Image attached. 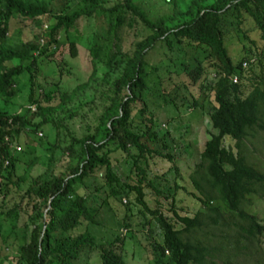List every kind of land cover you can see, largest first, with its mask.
Listing matches in <instances>:
<instances>
[{
	"label": "trees",
	"instance_id": "1",
	"mask_svg": "<svg viewBox=\"0 0 264 264\" xmlns=\"http://www.w3.org/2000/svg\"><path fill=\"white\" fill-rule=\"evenodd\" d=\"M68 1L0 0L1 92L4 100H8L16 92L17 76L25 72L28 74L27 100L29 105L32 104V107L27 105L13 112L0 108V195L5 193L9 183L29 175L28 166L33 161L27 163L22 175L12 179L17 160L14 144L17 149L21 148V133L25 129L36 131L46 122L57 129L64 117L52 115L63 110L76 88L94 79L96 69L92 57L96 53L89 47L91 68L86 78L67 93L59 91L54 83L51 92L47 90L42 98L49 104L40 111V99L33 96L37 60L48 51L53 52L58 29L66 31L78 27L82 18L100 13L106 20L105 33L116 39V32L125 24L135 28L134 37L130 49L115 51L108 48L105 52L106 69L101 79L107 88V102L101 106L96 121L86 125L85 133L78 136L64 126L68 142L63 149L70 157H76L75 163L57 169L50 177H43L40 172L30 176L20 197L25 204L22 205V201L16 203L25 212L26 226L29 225L27 237L19 244L16 254L6 256L8 264H71L80 253L93 249L97 250L101 264H127L123 257L125 231L108 240L96 241L87 225L79 228L83 221L91 222L94 218L85 204L84 193L75 190L74 184L99 167L103 168V184L108 193L119 196L132 190L135 201L159 227L161 240L152 239L149 243L150 254L158 264H189L190 261L203 264L207 247L193 234L204 225L218 224L221 208L236 214L241 221L235 225L243 234L235 230V237L253 236L264 231V222H259L254 213L241 206L257 188L264 190V172L246 159L243 147L244 137L255 127L264 129L261 111L264 71L257 83H249L247 88L241 80L245 69L257 61L261 49L246 47L238 60L232 61L223 42L225 31L221 25L223 16L231 13L242 32L239 24L244 12L253 21L258 37L264 41V0H188L181 4L177 0H165L171 4L170 10L155 16L148 15L135 0H77L74 8ZM11 17L30 25L33 38H21L20 29L15 38L9 36ZM42 26L46 28L44 33ZM177 43L203 50L201 57L192 55L193 63H180L192 85L208 75V82L203 84L212 92L207 118L215 131H206L199 159L189 173L190 182L200 194L201 207L192 215L179 213L174 207L173 195H170L168 208L178 224L175 226L174 221L157 207H148L144 200L143 185L154 193L160 192L153 180L146 177L147 157L155 154L172 160L169 149L174 139L167 131L159 133L153 128V119L141 91L147 87L148 51L155 44L171 50ZM66 54L75 55L71 39L67 42ZM250 57L254 59L250 61ZM241 60L247 61L246 67H241ZM151 66L152 71L156 70L155 65ZM233 74L237 76L236 81L231 80ZM55 96L56 100L51 103ZM164 101L174 102L171 97H165ZM194 103L195 99L191 97L189 104ZM72 114L73 111H69L67 116ZM135 114L138 119L134 118ZM31 115H38L39 119L33 121ZM226 137L233 140L231 145L223 142ZM113 149L125 152L130 159L135 183L120 182L110 161L109 152ZM213 200L216 203H212Z\"/></svg>",
	"mask_w": 264,
	"mask_h": 264
},
{
	"label": "rangeland",
	"instance_id": "2",
	"mask_svg": "<svg viewBox=\"0 0 264 264\" xmlns=\"http://www.w3.org/2000/svg\"><path fill=\"white\" fill-rule=\"evenodd\" d=\"M135 1L150 16L168 12L171 6L165 0ZM177 1L181 4L188 0ZM68 3L71 8L78 4L77 0H69ZM217 5L222 6L221 3ZM42 18L45 20L44 17ZM235 18L231 13L225 14L221 24L225 31L223 42L232 61L238 60L246 47L252 50L256 47L261 49L257 61L255 60L248 69L246 68L242 76L241 80L247 88L250 86L249 83H257L259 75L264 71V41L254 31L253 21L248 15L243 12L240 16L239 27L245 36L238 29ZM43 20L40 19L44 22ZM41 28L44 33L46 28L43 26ZM18 29H20L21 38H33L30 25H24L11 17L7 34L15 38ZM105 29L106 20L100 13L82 18L78 27H72L66 31L59 28L56 34L57 45L53 52L48 51L37 60V70L33 79V96L40 99L41 112L49 104L48 101L42 99L43 95L47 90L51 92L54 83L59 91L67 93L86 78L91 68L90 48L96 53L92 57L96 71L94 79L76 88L70 99L65 102L63 110H57L52 115L53 117H64L57 129L51 123L46 122L37 129L41 131L40 134L37 130L25 129L20 135L21 148L15 147L17 160L12 179L22 175L27 163L33 162L28 166L29 175L16 183H9L5 193L0 195L1 264H8L6 256L16 254L19 244L27 237V226L29 225L26 226L25 212H22L16 203L22 201L20 197L29 183L30 176L40 172L43 177H50L57 169H64L68 163H75L76 157H70L63 149L68 142L65 130L78 136L85 133L86 125H92L96 121L101 106L107 102V88L101 79L106 69L105 52L108 48L115 51L131 48L135 28H129L123 24L116 32L118 34L116 39L112 34L105 33ZM69 39L74 43V56L66 54ZM193 54L201 57L203 50L200 47L191 48L186 43H177L171 50L162 44H155L148 51L147 87L141 91L146 100L148 112L151 113L153 119V128L159 133L167 131L174 139L169 149L173 156L172 160L155 154L147 157L146 177L153 180L160 192L154 193L149 187L143 185L144 200L148 207H157L171 221H174V218L168 208L170 195H173L174 207L179 213L192 215L196 209L201 207L198 200L200 194L190 182L189 173L199 159L206 131L209 129L215 131L207 118L208 108L212 103V92L203 84L208 82V75L198 84L192 85L187 81L183 65L180 63V61L193 63ZM151 65H155L156 70L152 71ZM27 75L23 72L17 76L16 92L8 100H4L0 86L1 109L13 112L29 105ZM261 85L264 88V82ZM165 97H171L174 102L166 103ZM191 97L195 99L193 105L189 104ZM55 100L56 96L52 98L51 103ZM29 106L32 107V104ZM69 111H73L71 116H67ZM261 111L264 121V102L261 104ZM134 118L138 119V114H135ZM31 119L38 120L39 116L31 115ZM223 142L231 145L233 140L226 137ZM74 146L77 150V143ZM108 146L112 147V145ZM243 147L246 159L264 172V129L255 127L250 134L244 137ZM105 148L106 146L103 147ZM109 156L112 168L120 182L135 183V174L125 152L113 149L110 150ZM140 163L144 166L143 161ZM74 187L78 192L84 193L85 204L94 218L91 222L83 221L79 228L84 224L87 225V229L94 235L96 241L108 240L125 231L123 257L126 263L158 264L150 254L149 243L152 239L160 241L161 231L150 214L135 201L132 190L119 196L109 194L108 188L103 184L102 167L84 176L81 182L74 184ZM263 191L262 188H257L249 195V200L241 204L243 209L254 213L259 222H264ZM212 203H216V200ZM24 204L25 200L22 201V205ZM18 206L21 205L18 204ZM218 221L216 225L207 224L194 231L193 235L202 239V243L207 247L203 264H264V231L253 236L235 237L237 230L243 234V231L235 225L236 222L241 221L236 214L223 208H221ZM174 225L178 226L175 221ZM71 264H101V261L97 250L93 249L80 253ZM189 264L195 263L190 261Z\"/></svg>",
	"mask_w": 264,
	"mask_h": 264
},
{
	"label": "built area",
	"instance_id": "3",
	"mask_svg": "<svg viewBox=\"0 0 264 264\" xmlns=\"http://www.w3.org/2000/svg\"><path fill=\"white\" fill-rule=\"evenodd\" d=\"M253 59H254L253 57L249 58L250 61H252ZM240 65H241L242 68L246 67L247 66V61L246 60H241ZM210 74L213 75V73H210ZM236 77H237L236 74L231 75V80L232 81H236L237 80ZM38 133L40 134V132H38ZM15 147L18 148L17 145Z\"/></svg>",
	"mask_w": 264,
	"mask_h": 264
}]
</instances>
